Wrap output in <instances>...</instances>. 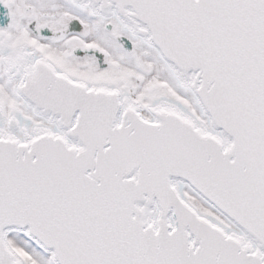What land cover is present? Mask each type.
<instances>
[{"label":"snow or ice","instance_id":"obj_1","mask_svg":"<svg viewBox=\"0 0 264 264\" xmlns=\"http://www.w3.org/2000/svg\"><path fill=\"white\" fill-rule=\"evenodd\" d=\"M0 264H264V0H0Z\"/></svg>","mask_w":264,"mask_h":264}]
</instances>
